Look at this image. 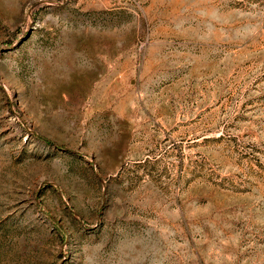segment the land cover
Here are the masks:
<instances>
[{"label": "rangeland", "instance_id": "obj_1", "mask_svg": "<svg viewBox=\"0 0 264 264\" xmlns=\"http://www.w3.org/2000/svg\"><path fill=\"white\" fill-rule=\"evenodd\" d=\"M0 264H264V0H0Z\"/></svg>", "mask_w": 264, "mask_h": 264}]
</instances>
